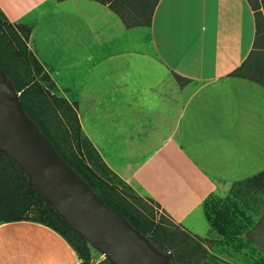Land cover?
<instances>
[{"label":"crops","instance_id":"1","mask_svg":"<svg viewBox=\"0 0 264 264\" xmlns=\"http://www.w3.org/2000/svg\"><path fill=\"white\" fill-rule=\"evenodd\" d=\"M104 1L0 0V9L30 27V51L76 103L104 162L191 232L188 218L206 217L207 201L264 169V91L232 75L252 49L254 11L247 0H158L145 25L152 0ZM57 66L77 88L55 80ZM79 261L48 226L0 224V264Z\"/></svg>","mask_w":264,"mask_h":264},{"label":"trees","instance_id":"2","mask_svg":"<svg viewBox=\"0 0 264 264\" xmlns=\"http://www.w3.org/2000/svg\"><path fill=\"white\" fill-rule=\"evenodd\" d=\"M157 1H151L145 25L150 23ZM247 2L254 11L255 38L248 56L232 75L249 79L264 87V0ZM30 31L26 24L11 23L0 9V66L19 92L20 101L28 115L102 201L120 211L161 251L169 252L172 264H202L204 258L208 262L211 256L207 255L200 240L191 238L188 232L172 220L165 217L156 220L154 206L158 205L152 199L149 198L150 202L147 203L143 198L133 196L132 202L116 189L114 182H121V178L104 162L83 133L77 117L76 103L72 105L66 98L51 92L55 87L54 82L28 47ZM173 76L178 82L185 80L177 73H173ZM240 191H244L247 196L249 192L255 191L260 197H253L251 193L252 198L242 199L245 207L240 208L236 202ZM229 195L225 198V204L231 210L228 208L226 224L221 233L231 241L237 237L236 247L247 249L246 254L255 253L250 264H264L262 251L254 246L248 232L256 224L248 213V208L251 202L264 198L261 199L264 196V169L254 176L235 181ZM15 221L37 222L53 229L69 243L80 264H110L104 257L95 261L94 249L87 241L73 231L40 194L27 184V177L17 164L0 153V224ZM177 229L180 230L176 231ZM241 235H244V239Z\"/></svg>","mask_w":264,"mask_h":264},{"label":"water","instance_id":"3","mask_svg":"<svg viewBox=\"0 0 264 264\" xmlns=\"http://www.w3.org/2000/svg\"><path fill=\"white\" fill-rule=\"evenodd\" d=\"M0 153L13 160L68 226L110 264H172L161 251L63 159L23 108L0 66Z\"/></svg>","mask_w":264,"mask_h":264},{"label":"rangeland","instance_id":"4","mask_svg":"<svg viewBox=\"0 0 264 264\" xmlns=\"http://www.w3.org/2000/svg\"><path fill=\"white\" fill-rule=\"evenodd\" d=\"M52 66H54V63H52ZM56 68L57 69L52 71V75L55 80H57L60 84L64 82L63 85L65 87L70 86L72 80L68 78L67 72H65V70L61 66H57ZM77 71L78 73L80 72V70ZM74 73L75 71H73V75ZM70 76H72V74H70ZM73 85H75L74 87L77 88V85L74 83V81L72 86L70 87L73 88ZM261 87L264 91V87ZM51 92L58 97H64L62 89H58L57 86L53 87L51 89ZM69 102L72 103V105L74 104V102L72 101ZM115 175L121 178V182H117L118 180H116L114 182V186L126 197L127 200L133 202L132 197L138 196L139 198H143V200L147 203L150 202L149 197L140 190L135 181L131 180L130 178L119 176L117 173H115ZM111 183L113 182L111 181ZM251 193L253 197H260L259 194L255 191L249 192L248 196L245 195L244 191H240L238 196L236 197L238 207H245L242 199H246L247 197L252 198ZM229 194L230 190L227 195ZM263 197L264 196L262 195L261 199ZM228 208L231 210V208L227 206V204H225V198L207 201L204 206L206 217L204 215L199 216L197 213H194L188 218V221L194 224L195 227L193 225H189V228H191V232L187 230L186 232H188L192 236L191 238L200 240L202 243V247L203 249H205L207 255L211 256L208 262L206 261L207 258H204L202 260V264H250V262L253 261V258H255V253L252 255L250 253L246 254L247 249L238 246L236 247V243L238 240L237 237H234L235 240L231 241L221 233V231H223V227L226 224V213L228 211ZM154 210L156 220L162 219L163 217H165L167 220H171L159 208V206L155 205ZM248 213L252 215L256 223L255 228L252 227V229L248 231L249 235L251 236V240L254 246L256 245L257 247H259L258 250H261L262 255L264 256V198L263 200L258 202H251L250 207L248 208ZM179 227L183 229L181 225H179ZM179 230L177 229L176 231ZM244 235H241L242 239H244ZM92 251L95 255V261L101 260L103 258V255L98 251ZM230 253H232L233 255H230Z\"/></svg>","mask_w":264,"mask_h":264}]
</instances>
